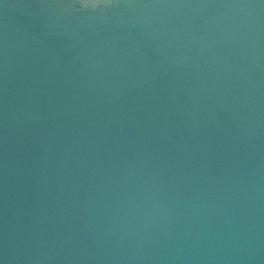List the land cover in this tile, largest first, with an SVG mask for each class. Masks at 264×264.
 <instances>
[{
  "label": "water",
  "instance_id": "obj_1",
  "mask_svg": "<svg viewBox=\"0 0 264 264\" xmlns=\"http://www.w3.org/2000/svg\"><path fill=\"white\" fill-rule=\"evenodd\" d=\"M0 264H264V0H0Z\"/></svg>",
  "mask_w": 264,
  "mask_h": 264
}]
</instances>
